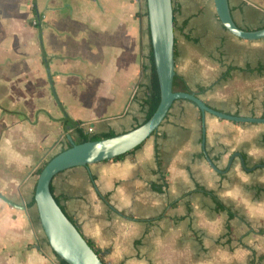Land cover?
Segmentation results:
<instances>
[{"label": "crops", "instance_id": "0c3cea01", "mask_svg": "<svg viewBox=\"0 0 264 264\" xmlns=\"http://www.w3.org/2000/svg\"><path fill=\"white\" fill-rule=\"evenodd\" d=\"M228 3L240 28L264 26V0ZM36 5L34 26L18 11L0 14V264H57L34 190L38 169L76 137L64 113L103 136L142 124L148 111L145 0ZM172 6L174 78L218 111L264 119V38L231 34L212 0ZM259 164L264 122L206 113L202 132L198 107L177 99L140 145L58 172L51 190L105 264H264Z\"/></svg>", "mask_w": 264, "mask_h": 264}, {"label": "water", "instance_id": "95a60500", "mask_svg": "<svg viewBox=\"0 0 264 264\" xmlns=\"http://www.w3.org/2000/svg\"><path fill=\"white\" fill-rule=\"evenodd\" d=\"M212 1L218 20L231 34L246 40L264 38V26L255 30H246L235 23L228 0ZM145 2L150 45L159 86V102L153 114L142 124L111 137L74 143L71 135L67 134V139L71 146L61 150L47 160L37 177L34 201L39 224L52 252L68 264H104V261L54 198L50 185L52 178L58 172L70 167L87 166L112 159L134 149L156 131L171 104L177 99L189 100L198 107L201 113L202 132H204V115L206 113L219 119L236 122H264L263 118L240 117L218 111L207 105L194 93L173 91L175 58L172 0H145ZM33 5L37 11L36 0H33ZM37 19L41 39V16L38 14ZM43 58L49 72L45 54H43ZM48 79L53 95L58 105L62 107L55 94L50 76H48ZM63 112L65 111L63 110ZM64 115L70 121L66 113ZM238 156L240 155L238 154ZM240 158L243 167L248 169L241 156ZM258 166L264 168V164H259ZM1 197L5 199L3 196Z\"/></svg>", "mask_w": 264, "mask_h": 264}, {"label": "trees", "instance_id": "16d2710c", "mask_svg": "<svg viewBox=\"0 0 264 264\" xmlns=\"http://www.w3.org/2000/svg\"><path fill=\"white\" fill-rule=\"evenodd\" d=\"M33 11H34V14H35V8L34 7H33ZM173 20H174V8H173ZM35 24H37V20L36 19H35ZM174 27H175V20H174ZM148 60H149V63H148L149 85L147 87L146 99L144 101V103L148 106V111H147V115H146V117L144 119V122L153 114V112L156 109V107L158 105V102H159V86H158V80H157V76H156V72H155V68H154V61H153V55H152V49H151V45H150V40H149ZM224 76H226V74H224L223 77ZM172 89H173V91H184V92L192 93V91L188 88V86L181 84L180 82H178V80L176 78L173 79ZM68 122L70 123V125L73 124V131L76 133V137L73 139L74 143H81V142L88 141V140H98L100 138L111 137V136L114 135V134H111V133L105 134L103 136L88 135L87 133L84 132V129L80 125L79 122H77V121L76 122L68 121ZM64 123L68 124L66 122H64ZM69 146H71V144H70V142H67L65 148H67ZM119 156H117V157H119ZM45 163L46 162H44V164ZM43 165L38 169V174H39L40 170L42 169ZM50 189H51V185H50ZM51 192H52V190H51ZM213 199H214V202L216 204V207L220 208L221 204L217 200V198H215V196H214ZM89 244L93 247V245L91 243H89ZM95 251L99 254V252L96 249H95ZM55 258L57 260V264H68L66 261L60 259L56 255H55Z\"/></svg>", "mask_w": 264, "mask_h": 264}, {"label": "rangeland", "instance_id": "374dc122", "mask_svg": "<svg viewBox=\"0 0 264 264\" xmlns=\"http://www.w3.org/2000/svg\"><path fill=\"white\" fill-rule=\"evenodd\" d=\"M19 3L20 7H18ZM14 11L20 12V19L22 24L34 26L35 18L33 12V0H15V3H9L5 0H0V14H9Z\"/></svg>", "mask_w": 264, "mask_h": 264}, {"label": "built area", "instance_id": "2783aa9c", "mask_svg": "<svg viewBox=\"0 0 264 264\" xmlns=\"http://www.w3.org/2000/svg\"><path fill=\"white\" fill-rule=\"evenodd\" d=\"M91 130H92V128H90V127L87 128V131H88V132H90Z\"/></svg>", "mask_w": 264, "mask_h": 264}]
</instances>
